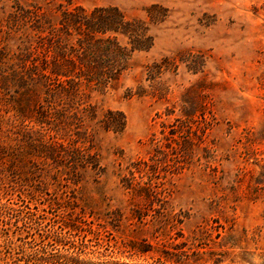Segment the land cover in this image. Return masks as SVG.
Masks as SVG:
<instances>
[{
	"label": "rangeland",
	"instance_id": "obj_1",
	"mask_svg": "<svg viewBox=\"0 0 264 264\" xmlns=\"http://www.w3.org/2000/svg\"><path fill=\"white\" fill-rule=\"evenodd\" d=\"M74 6L153 44L57 79ZM0 264H264V0H0Z\"/></svg>",
	"mask_w": 264,
	"mask_h": 264
},
{
	"label": "trees",
	"instance_id": "obj_2",
	"mask_svg": "<svg viewBox=\"0 0 264 264\" xmlns=\"http://www.w3.org/2000/svg\"><path fill=\"white\" fill-rule=\"evenodd\" d=\"M152 44L153 36L145 22L128 19L117 7L65 8L55 27V77L66 82L74 78L87 82L116 81L130 69L133 53L147 51ZM119 115L114 121L115 131H121L125 125L124 115ZM35 215L38 214L27 211L24 219L36 223L35 217L40 216ZM43 234L49 238L55 230L48 228Z\"/></svg>",
	"mask_w": 264,
	"mask_h": 264
}]
</instances>
